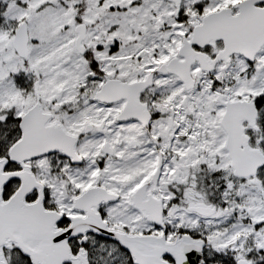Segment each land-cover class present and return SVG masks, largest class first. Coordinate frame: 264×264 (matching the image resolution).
I'll list each match as a JSON object with an SVG mask.
<instances>
[{
	"label": "snow or ice",
	"instance_id": "snow-or-ice-1",
	"mask_svg": "<svg viewBox=\"0 0 264 264\" xmlns=\"http://www.w3.org/2000/svg\"><path fill=\"white\" fill-rule=\"evenodd\" d=\"M0 264H264V0H0Z\"/></svg>",
	"mask_w": 264,
	"mask_h": 264
}]
</instances>
